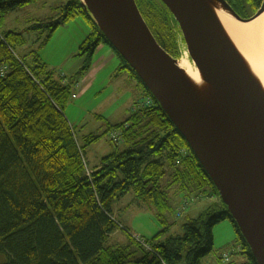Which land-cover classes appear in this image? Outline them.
Instances as JSON below:
<instances>
[{
  "label": "trees",
  "instance_id": "1",
  "mask_svg": "<svg viewBox=\"0 0 264 264\" xmlns=\"http://www.w3.org/2000/svg\"><path fill=\"white\" fill-rule=\"evenodd\" d=\"M37 1L0 0V253L8 257L5 264H202L214 251V227L225 220L233 225L239 247L221 257L223 264H231L239 250L248 256L249 264H257L188 142L99 30L82 0H67L60 17L48 24L51 32L77 19L90 26L78 51L82 65L70 79L50 70L39 53L31 62L18 55L23 35L2 31L4 14ZM136 2L158 43L175 57L180 30L174 16L160 0ZM261 3L229 1L242 19L254 16ZM103 45L120 58V72H127L143 95L127 120L110 124L106 135L115 150L97 169L89 170L64 109L77 96V85ZM147 101L151 105L146 106ZM114 133L117 138L112 137ZM99 139L92 137V141ZM171 187H177L187 200L217 201L194 223L185 225L183 236L162 241L165 229L151 241L137 240L122 228L128 244L107 245L121 226L113 214L115 201L132 193L164 217L162 208Z\"/></svg>",
  "mask_w": 264,
  "mask_h": 264
},
{
  "label": "water",
  "instance_id": "2",
  "mask_svg": "<svg viewBox=\"0 0 264 264\" xmlns=\"http://www.w3.org/2000/svg\"><path fill=\"white\" fill-rule=\"evenodd\" d=\"M178 23L192 60L221 97L205 103L156 40L136 0H82L99 30L188 142L222 202L264 264V92L227 38L206 0H160ZM238 21L249 19L216 0Z\"/></svg>",
  "mask_w": 264,
  "mask_h": 264
},
{
  "label": "rangeland",
  "instance_id": "3",
  "mask_svg": "<svg viewBox=\"0 0 264 264\" xmlns=\"http://www.w3.org/2000/svg\"><path fill=\"white\" fill-rule=\"evenodd\" d=\"M67 2V0H40L25 5L16 11L4 14L1 29L4 32L14 31L23 35L24 44L17 47L19 56H25V59L31 62L33 55L39 53L50 70L70 79L73 76L74 67L81 62L78 51L90 32V26L82 19H77L62 24L51 32L48 24L60 17L61 8ZM179 30L176 32L177 55L175 58L179 60L187 57L193 62L180 27ZM189 67H191L190 63ZM120 78L121 75L118 76V79ZM115 79L102 84L99 83L101 82L99 78L86 94L72 98L64 109L66 117L84 148V156L87 164L90 165L89 168L92 167L91 161H99L101 164L103 158L115 150V146L106 135L110 124L123 122L130 117L127 101L131 99L132 94L123 83ZM79 92L80 87H76L74 93L78 95ZM92 137H100V139L92 141ZM184 199L186 198L183 192L179 193L177 187H171L168 191V202L162 208L164 217H158L153 207L140 203L132 193L115 201L112 207L113 214L121 226L120 230L111 236L107 245L128 244L127 234L122 228L128 229L137 240L145 238L151 241L165 229L167 231L163 233L160 239L162 241L171 236H183L186 230L185 225L194 223L193 221L199 219L201 212L207 206L217 201L216 198L194 201L182 216L177 218V209ZM196 210H198L197 213H195ZM162 220L165 223H162ZM213 233L214 251L202 260V264H223L221 257L239 247V240L229 220L216 225ZM239 251L231 257V264H249L248 256ZM7 261L8 257L0 253V264H5Z\"/></svg>",
  "mask_w": 264,
  "mask_h": 264
},
{
  "label": "bare ground",
  "instance_id": "4",
  "mask_svg": "<svg viewBox=\"0 0 264 264\" xmlns=\"http://www.w3.org/2000/svg\"><path fill=\"white\" fill-rule=\"evenodd\" d=\"M215 14L225 35L233 44L248 71L264 92V13L250 23L238 21L216 0H206ZM178 60V66L191 82L199 97L207 104H213L221 97L204 80L196 64L187 57ZM189 63L191 67H189Z\"/></svg>",
  "mask_w": 264,
  "mask_h": 264
},
{
  "label": "crops",
  "instance_id": "5",
  "mask_svg": "<svg viewBox=\"0 0 264 264\" xmlns=\"http://www.w3.org/2000/svg\"><path fill=\"white\" fill-rule=\"evenodd\" d=\"M88 35V34H87ZM87 37V36H86ZM82 60L77 66L74 67L73 75L79 70L78 68L82 65ZM122 65L120 58L113 52L111 48L108 46H100L96 53H95V60L92 65V68L87 73V75L82 79V81L77 85V88L80 87V92L77 96L82 94H86L87 91L98 82L99 78H101V82L104 83L108 82L109 80H119L121 84L123 83L124 86L130 90L132 94L131 99L127 101V108H129V114H131V108L137 100L142 98V90L137 84V82L127 73V72H120L119 68ZM121 75V78L118 79V76ZM129 106V107H128ZM120 123V122H119ZM92 165L91 170L97 169L101 164L99 161L90 163ZM90 165L88 164V167ZM211 199V198H209ZM217 199V198H216ZM208 206L201 212L203 213ZM196 210L195 213H197ZM116 218V217H115ZM117 219V218H116Z\"/></svg>",
  "mask_w": 264,
  "mask_h": 264
},
{
  "label": "built area",
  "instance_id": "6",
  "mask_svg": "<svg viewBox=\"0 0 264 264\" xmlns=\"http://www.w3.org/2000/svg\"><path fill=\"white\" fill-rule=\"evenodd\" d=\"M145 105L146 106H149V105H151V102L150 101H147L146 103H145ZM112 137L113 138H117L118 136H117V134L116 133H114L113 135H112ZM192 202H194V200H187V199H184L183 200V204H182V206L179 208V211H178V217H181L182 216V214L189 208V205L192 203ZM225 260L226 261H228V257L227 256H225Z\"/></svg>",
  "mask_w": 264,
  "mask_h": 264
},
{
  "label": "flooded vegetation",
  "instance_id": "7",
  "mask_svg": "<svg viewBox=\"0 0 264 264\" xmlns=\"http://www.w3.org/2000/svg\"><path fill=\"white\" fill-rule=\"evenodd\" d=\"M226 1L229 3L230 0H226ZM262 3H263V0H262ZM262 3H261V4H262Z\"/></svg>",
  "mask_w": 264,
  "mask_h": 264
}]
</instances>
